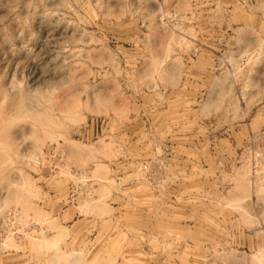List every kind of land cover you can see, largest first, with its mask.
Here are the masks:
<instances>
[{
  "label": "rangeland",
  "instance_id": "rangeland-1",
  "mask_svg": "<svg viewBox=\"0 0 264 264\" xmlns=\"http://www.w3.org/2000/svg\"><path fill=\"white\" fill-rule=\"evenodd\" d=\"M0 264H264V0H0Z\"/></svg>",
  "mask_w": 264,
  "mask_h": 264
}]
</instances>
